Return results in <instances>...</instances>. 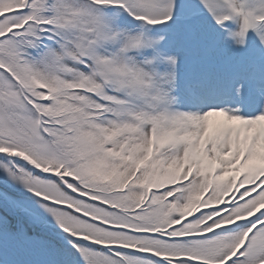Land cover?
<instances>
[{"label":"snow or ice","instance_id":"1","mask_svg":"<svg viewBox=\"0 0 264 264\" xmlns=\"http://www.w3.org/2000/svg\"><path fill=\"white\" fill-rule=\"evenodd\" d=\"M0 264H264V0H0Z\"/></svg>","mask_w":264,"mask_h":264}]
</instances>
